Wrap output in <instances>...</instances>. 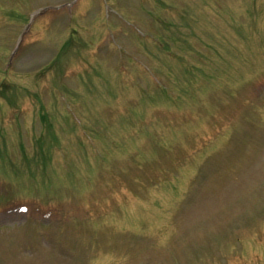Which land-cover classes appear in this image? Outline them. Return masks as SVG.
Segmentation results:
<instances>
[{"label":"rangeland","instance_id":"rangeland-1","mask_svg":"<svg viewBox=\"0 0 264 264\" xmlns=\"http://www.w3.org/2000/svg\"><path fill=\"white\" fill-rule=\"evenodd\" d=\"M0 264H264V0H0Z\"/></svg>","mask_w":264,"mask_h":264}]
</instances>
